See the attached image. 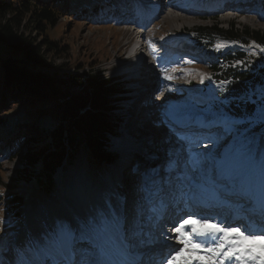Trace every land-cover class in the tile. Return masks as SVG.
I'll return each instance as SVG.
<instances>
[{"label":"trees","instance_id":"1","mask_svg":"<svg viewBox=\"0 0 264 264\" xmlns=\"http://www.w3.org/2000/svg\"><path fill=\"white\" fill-rule=\"evenodd\" d=\"M111 1L120 4V0H105V5ZM97 6L102 5L89 6L76 0H0V42L10 52L0 61V150L8 159L20 158L23 163L24 169L14 184H33L42 195L55 189V171L64 163L73 165L81 152L94 172H100L113 160L106 148L108 136L116 134L118 127L111 112L121 88L111 85L101 72L93 71L95 63L74 62L72 73L70 66H60V73H55L50 63L60 58V52H68L52 36L59 18L89 22L98 18L101 10ZM261 7L264 13V5ZM32 34L36 38H31ZM192 34L191 42L198 48L204 46L206 55L212 54L217 45L239 49L219 51L207 64L212 80H206L203 86L209 100L197 99L201 104L197 108L213 116L217 108L237 117L251 113L255 105L247 103L246 96L261 86L264 78L260 52L264 32L236 29L232 24L222 29L214 23L196 28ZM173 56L174 60L166 64L177 66L183 62L180 55ZM85 66L90 70L84 71ZM12 114V118H2ZM20 145L25 151L21 157ZM1 168L0 165V175ZM5 188L11 192L6 196L9 206L19 212L24 205L22 197L12 192L14 187ZM20 224L17 218L16 227ZM10 230L9 237L1 239L0 247L10 240Z\"/></svg>","mask_w":264,"mask_h":264},{"label":"rangeland","instance_id":"2","mask_svg":"<svg viewBox=\"0 0 264 264\" xmlns=\"http://www.w3.org/2000/svg\"><path fill=\"white\" fill-rule=\"evenodd\" d=\"M76 1L89 6L96 4L102 5L103 7L97 6V9L99 10L100 8L101 10L97 13L98 18L100 19L93 17L87 22L82 18L72 20L71 18L61 16L55 30L52 31V36L59 42V44H61V46L63 45L68 49V52H60V58L50 63L52 69L55 70V73L59 72L60 66H70L69 72L72 73L73 69H71V65L74 62H79V64H85L86 62L88 64L95 63L97 65L93 71L101 72L102 76L107 79L111 85L115 84L121 88L122 91H126L125 94L121 95L125 99L124 102H118L117 110L111 112L113 119L117 121L120 128L116 131V133H118L117 143H113L114 140H110L109 148H106L107 152L113 157V162L104 167L100 172H94L86 163L85 153L81 152L72 166L69 167L66 164H63V167L55 172L52 177L55 189L51 194L42 195L33 184L27 185L22 182L14 184V181L18 178V174L24 169L23 163L20 158L14 160L8 159L4 152L0 150V165L3 170V173L0 175V241L4 236L9 237L8 232L11 229L10 240L0 247V264H21L23 263L21 260L17 261L14 258L18 255L20 256V259H25L31 256L29 253L24 256V253H26V251H31V248H29L31 241L40 239L34 234V231L37 229L36 225L39 226V223L32 225L31 222V220L35 222L40 217L39 215H36V212L38 211L37 207H39L38 205H47L45 210L49 211L62 209L63 215H58V211H56L52 214V217L54 218L61 219L62 216H73L71 211L73 206H70L65 202V199L61 197V193H67L68 197H73L74 193L72 190L77 188V181H83V185L84 182H86L93 187H99L107 181V178L102 179L105 178V176L111 181L116 179L117 174L115 172L121 164H136L134 165L135 167L138 166V164H141L146 157H149V162H144V165L139 166L138 170H134V167L132 170L130 165L124 168L125 171L120 178V184H122V182L125 184L124 188L126 187V182H128V177H130L132 173H137V177L139 176V178H136L134 181L136 184H132V186L135 187V190H137L142 183L145 173H148L151 169L157 168L161 169V172H164L163 170L168 164V158H165V156L162 157L163 155L158 153V151H160V146L156 145L152 150V148L144 144L141 139H144L143 137L149 135L154 136L156 143L159 144L168 138L169 140L167 142H171L170 140H172V144L176 145L170 150L171 155L175 152H179V149L184 146L183 143L180 144L182 142L180 137H182V134L186 133V129L182 130L180 128L181 125L177 127L174 126V123L169 122L167 119L169 114H175L179 118L195 117L196 119L202 120L206 117H213L198 112L197 109H193V107H201V104H199L196 99L209 98L208 90H206L203 84L198 82L199 74L202 73L208 75L207 66L205 65L206 62L204 61L205 59H203L204 56H201L202 53L207 52L204 46L195 48L192 45L193 43L190 38L193 35L192 33L194 29L210 27L214 23L217 24L218 28H226L227 25L229 26V24L232 23L236 29L244 28L248 31H258L259 33L264 32V13H260L259 11L261 6L264 5L263 0H211L206 3L202 0L203 3L206 4L205 6L200 5L201 3L199 2L201 0H120V4L118 5L113 1L109 2V5H105V0ZM156 1L163 3L164 5H166V3L168 4L165 7L166 10L164 14L157 19L149 18L144 22L139 21V23L144 26L150 24L148 29H146V33H148L146 35V41L150 48V58L153 61H157L156 64L158 66L156 72L149 76L153 79L151 81L152 86L148 87L147 82L143 84L135 82L138 76L141 77V79L143 78L142 74L144 70L136 72V62L131 58L128 61L127 58L130 57L129 53L132 48L130 41L133 39V34L130 33V30L134 28L132 23L135 22L136 11L149 3ZM213 3L214 5H212ZM230 8L243 13L240 20L227 21L220 17V12L228 9L230 10ZM101 12H103V14ZM170 18H173L174 20ZM134 34H136L135 29ZM33 37L36 38L34 34H32L31 38ZM128 41L129 43H127ZM229 48L239 50L236 47ZM229 48L228 46L221 45V47L214 50L213 55L219 51H226ZM261 54L263 56L261 67H264V53ZM172 55H180L182 60L187 61L181 62L180 65H183L188 69L186 70L182 68L180 70L177 68L173 71V68H170L172 66H167L166 63L170 62L169 58ZM196 55L200 56L198 63L190 60ZM9 56V50L0 42V61ZM68 59L70 60L68 61ZM188 61L192 62L189 63ZM89 70L88 67H84V71ZM166 76H171L172 79L168 80L165 78ZM189 81L192 83H189ZM160 86L162 92L159 91V89H157L158 91L156 92L157 94L160 93V95L164 93L163 107L160 108L162 110V116L158 123L151 124V118L147 117L146 114L152 106H149L150 104L148 101H145L144 98L148 94L154 92L152 91L153 87ZM261 86H264V78ZM146 89L149 90L146 91ZM131 91H133L137 98H133V95L129 94ZM156 92H154V94ZM139 98H141L143 102ZM143 103L144 105L142 108H138V105H142ZM127 104H130L129 107ZM132 106H134L135 109H133L134 107ZM129 110H132V113L134 114L133 120H131L133 127H131V125L128 127V124L123 126L122 123V121H124L123 115L125 113L128 114ZM13 116H15V114L2 116V118H12ZM131 117L132 116H130V118ZM136 118L138 121H140V119L142 121L140 122V124L142 123L139 125L140 127L135 125L136 123L134 120ZM134 127H136V130L139 127L140 130L135 131V129L133 130ZM145 128L150 130V132H154L156 135L148 133V131H141ZM132 130L134 135L136 134V136L141 137L135 140L130 135L133 134ZM139 151L144 152L140 153L139 156L134 154L135 152L138 154ZM205 151H209V148L205 147ZM24 152V147L20 145L18 156L21 157ZM127 153L130 155H126ZM157 153L158 157L153 159V156ZM140 156H143V159H141ZM159 158H161V161L159 162H161V165L163 164L162 166L158 164ZM186 159L187 158H181L182 161ZM129 170L130 172L126 174ZM80 172L83 177L85 176L84 178L81 177L82 180L78 179L77 176V173L79 175ZM5 187H14L12 192H16V195L22 197L24 205L22 209L19 210V213L13 205L9 206L10 202L7 200L6 196L11 194V192ZM69 190L71 193L68 192ZM66 200L71 202L69 201V198ZM47 212H44V218L48 217V215L45 216V213ZM15 215H17V218H20L22 221V225L20 224L21 226L19 228L16 227L17 218L15 219ZM67 220H70L71 223L74 221L73 217H71V219L69 217ZM53 222L52 224H55ZM42 224H44V222H42ZM39 232L43 233L41 229ZM0 244L3 243L0 242ZM136 247L137 245L134 244L132 250H135ZM22 250L24 252L21 254ZM31 259L32 257L28 260Z\"/></svg>","mask_w":264,"mask_h":264},{"label":"snow or ice","instance_id":"3","mask_svg":"<svg viewBox=\"0 0 264 264\" xmlns=\"http://www.w3.org/2000/svg\"><path fill=\"white\" fill-rule=\"evenodd\" d=\"M260 52L264 53V47ZM206 80L212 77L199 74L200 84ZM246 102L255 105L251 113L237 117L217 108L215 116L201 121V126L210 130L205 142L209 151L191 152L184 161L170 158L164 177L155 169L144 174L139 187L141 202L131 223L123 198L113 196L86 219L74 224L60 221L42 238L32 241L35 257L25 264H136L131 241L145 235V219H159L160 209L154 201L160 199L163 206L165 185L173 189L171 195L210 193L219 199L239 194L264 210V86L251 90ZM167 119L177 127L183 123L175 114ZM213 219H183L173 235L166 237L181 245L170 253L166 264H264V231L246 227L242 231L240 224L210 222Z\"/></svg>","mask_w":264,"mask_h":264},{"label":"bare ground","instance_id":"4","mask_svg":"<svg viewBox=\"0 0 264 264\" xmlns=\"http://www.w3.org/2000/svg\"><path fill=\"white\" fill-rule=\"evenodd\" d=\"M205 2L204 3H206V2H208V1H211V0H204ZM217 1V0H216ZM219 1V0H218ZM201 2V6H203V5H206V4H204L203 3V1L201 0L200 1ZM168 4L166 3V5H164L163 3H159V2H155L154 4H152V9L150 10V8H147L145 11H146V13H152V11L155 9L156 10V13L154 14V16H153V18L154 19H157L159 16H161L162 14H164V12H165V10H166V6H167ZM138 12H140V11H138ZM226 13H225V15L227 14V13H229L228 14V18H235V17H239V14L240 13H242L241 11H240V13L238 14L237 13V11H236V9H231L230 8V10L228 9V10H226L225 11ZM144 14L142 13V11L139 13V16H143ZM168 15V14H167ZM169 16V15H168ZM170 19H173V18H170ZM174 20V19H173ZM167 22V21H166ZM130 32H131V34H134V30H130ZM137 37V36H136ZM135 37V38H136ZM128 59V61L130 60V58H127ZM139 71H141V70H143V68H142V65L140 64V65H138V68H137ZM149 70V69H148ZM147 70V71H148ZM147 71H143V73H145V72H147ZM151 74H152V72H151V70H149V72L146 74V75H144L145 76V78H142L141 79V77H137L136 78V80H135V82L136 83H140V84H142L143 82L144 83H148V87H151L152 86V83H151V81H152V77H149V76H151ZM147 87V88H148ZM163 88V87H162ZM156 89V90H155ZM157 89H159V91H161L160 89H161V86L160 87H153V89H152V91H154V92H156V91H158ZM149 89H146V91H148ZM151 91V92H152ZM151 92H149V93H151ZM154 92L153 93H151V94H148L145 98H144V100L145 101H148V103L150 104L149 106H152V108H150L149 109V112L146 114V116L147 117H150L151 118V124H156V123H158L159 122V119H160V117L162 116V110L160 109V108H162L163 107V102H164V93L162 94V95H160V93H158L157 94V92L154 94ZM162 92V91H161ZM130 95H133V91H131V93H130ZM140 100H141V98H139ZM142 101V100H141ZM137 102V101H136ZM143 102V101H142ZM144 105V103L142 104V105H138V108H142V106ZM127 106H128V104H127ZM124 107V106H123ZM122 107V108H123ZM132 107H134V106H132ZM133 109H135V107L133 108ZM132 109V110H133ZM132 110H129L128 111V114L130 115V116H132L130 119H126V122L127 123H131V120H133V113H132ZM140 122H142L141 121V119H140ZM161 122V121H160ZM149 123V122H148ZM139 126V125H138ZM182 130L184 129L183 127H180ZM135 129V131H138V130H136V127H134L133 128V130ZM133 130H132V132H133ZM214 131V130H213ZM192 132H194V131H192L191 129H186V133L185 134H182V137L184 138V137H186V136H190L191 134L190 133H192ZM208 133V134H210L209 132H210V130L207 128V129H205L204 131H201L200 133ZM134 133V132H133ZM136 135V134H135ZM169 135H171V134H169ZM144 139H145V137H143ZM159 138V137H158ZM144 139H141V140H144ZM169 139L167 138L166 140H164L163 142H165V141H168ZM180 140V139H179ZM171 142V144H172V140H170ZM182 142L180 143V144H184V139L183 140H181ZM163 142H162V144H163ZM205 142H206V140H204V141H201V142H198L196 145H194V146H190L189 147V149H191V150H193L194 152H203V151H205ZM114 143H117V140H115V142ZM145 144H147V145H150L151 144V147H152V144H157L156 143V139L154 138V136H146V141H145ZM176 145H174L173 146V148L175 147ZM181 147V146H180ZM183 147V149L186 147V145H184V146H182ZM172 148V149H173ZM172 149H170V150H172ZM166 150V149H165ZM167 150L169 151V153H170V156H175V153H177V152H175L173 155H171V152H170V150H169V148H167ZM134 154H136V155H138L139 156V154L140 153H138L137 154V152H135ZM141 157V159H143V156H140ZM176 158V157H175ZM185 159V158H184ZM141 162V161H140ZM144 162H149V160L146 158V159H144V161L143 162H141V164H138V166H135L134 167V165H136V164H134V165H132V164H121L120 166H119V168L117 169V171L115 172L116 174H117V177H116V179H114L113 181H111V180H109L108 179V177L107 176H105V178H103V179H106L107 178V181H105L103 184H101V186H99V187H93L92 185H90V184H88V183H86V182H84V185H83V181H77V183H78V186H76L77 188L75 189V190H72L73 191V193H74V196L73 197H68L67 196V193H61V197L63 198V199H65V202L67 203V204H69L70 206H73V208H71V211H72V213H73V216L72 215H69L68 217H64V216H62L61 217V219H58V218H54V217H52V214L53 213H55L56 211H58L57 213H58V215L60 214V215H63L62 213V209H58V210H45V207L47 206V205H38L39 207H37V212H36V215H39L40 217L34 222V221H32L31 220V222H32V225H35V224H37V223H39V226H37L36 225V227H37V229H36V231H34V234H35V236L37 235L39 238H41V233L39 232V230L41 229L42 230V232L45 234L46 233V231H48V228H47V225H46V222H44V212L46 211H48L47 213H45V216H47L48 215V217H49V219L48 220H50L51 222H53V223H55V224H57V221L58 222H60L61 220H63V221H70V220H67V218H69L70 217V219H71V217H73V224L78 220V219H86L89 215H91V214H93L94 213V211L97 209V208H99V207H102V206H104V204H105V201L106 200H108L109 198H112L113 196H119V197H122L123 198V200H124V205H125V208H126V210L128 209V207H127V199H128V197H129V195L127 194V189H124V185L125 184H123V182H122V184H120V178H121V176L123 175V173H124V171H125V169L124 168H126L128 165H130V167L132 168V170H133V167H134V170H138V167L139 166H141V165H144ZM158 164H160V163H158ZM77 165V164H76ZM140 169V168H139ZM132 170H131V172H132ZM155 170H157L158 172H161V169H159V168H157V169H155ZM130 172V170L128 171V172H126V174H128ZM144 172V171H143ZM82 173L80 172L79 173V175H78V173H77V176H78V179H81L82 180V178L81 177H83L82 175H81ZM84 175V174H83ZM80 176V177H79ZM135 176V177H134ZM85 177V176H84ZM83 177V178H84ZM136 178H139V176L137 177V173L136 174H134V173H132V175L130 176V179H133V181H132V183H129V184H136L134 181L136 180ZM77 180V179H76ZM122 181V180H121ZM107 187V188H106ZM68 192H70V190L68 191ZM140 192V191H139ZM138 192V193H139ZM71 193V192H70ZM139 195V194H138ZM239 197H242V195H238ZM67 198H69V201H71V202H68L66 199ZM196 199H197V197H196ZM193 200H195V197H193ZM114 202H116V201H114ZM69 205H68V207H69ZM244 205V204H243ZM244 206H250L249 204H246V205H244ZM257 206L260 208V206H259V204H257ZM70 208V207H69ZM63 211H65V210H63ZM260 212H264V210H261ZM258 213V212H257ZM41 219H42V221L44 222V224H42V222H41ZM71 222V221H70ZM55 224H52V226L53 225H55ZM258 231H264V230H256L255 232H258ZM154 237H151L150 238V240H152ZM131 244L133 245V247H134V244H136L137 245V242H134V240H132V242H131ZM179 247H181V245H178V244H174V245H168V250L169 251H173L174 249H176V248H179ZM137 248V247H136ZM166 248V247H165ZM133 249V248H132ZM136 250V249H135ZM133 251V250H132ZM27 253H29V254H31V256L30 257H28V258H25V259H23V258H21V261L22 262H26V261H29L28 259L29 258H33V252H31V251H26V253H24V256H25V254L27 255ZM135 253H137V252H135ZM167 256H169V258H170V255H169V252H166V253H164V254H157L156 256H153V257H151L150 259H148L147 261H141L142 262V264H152V262L154 261V260H160V261H162L163 262V264H165L166 263V261L164 262V257H167ZM15 260H19V259H15ZM12 261V260H11ZM15 263V262H14ZM21 264H23V263H21Z\"/></svg>","mask_w":264,"mask_h":264}]
</instances>
